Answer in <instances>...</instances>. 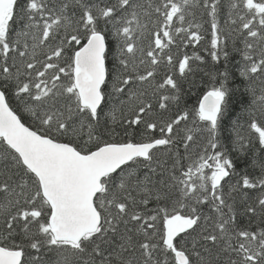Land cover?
Returning a JSON list of instances; mask_svg holds the SVG:
<instances>
[{
  "label": "snow or ice",
  "instance_id": "snow-or-ice-1",
  "mask_svg": "<svg viewBox=\"0 0 264 264\" xmlns=\"http://www.w3.org/2000/svg\"><path fill=\"white\" fill-rule=\"evenodd\" d=\"M0 264H264V0H0Z\"/></svg>",
  "mask_w": 264,
  "mask_h": 264
}]
</instances>
